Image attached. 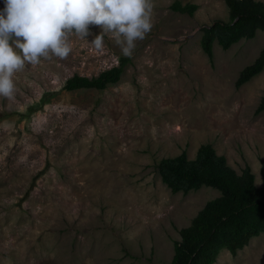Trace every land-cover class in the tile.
Returning <instances> with one entry per match:
<instances>
[{
	"label": "rangeland",
	"instance_id": "1",
	"mask_svg": "<svg viewBox=\"0 0 264 264\" xmlns=\"http://www.w3.org/2000/svg\"><path fill=\"white\" fill-rule=\"evenodd\" d=\"M177 3L198 9L175 12ZM154 4V27L117 85L63 89L126 57L110 34L97 49L102 27L90 25L86 39L70 36L66 59L26 65L14 98L0 96V264H171L180 231L220 192L173 194L158 165L183 151L194 160L204 144L264 183V113L255 116L264 71L235 86L264 49V32L228 51L215 43L211 63L202 29L230 21L225 0ZM216 264H264V234Z\"/></svg>",
	"mask_w": 264,
	"mask_h": 264
},
{
	"label": "trees",
	"instance_id": "2",
	"mask_svg": "<svg viewBox=\"0 0 264 264\" xmlns=\"http://www.w3.org/2000/svg\"><path fill=\"white\" fill-rule=\"evenodd\" d=\"M230 11V21H216L202 29L201 48L214 63V44L224 51L242 40H252L258 31L264 32V3L255 0H225ZM195 5H173L179 13L193 15ZM130 63L129 57L120 58V65L89 78L74 75L65 83L64 90L105 91L117 85ZM264 71V49L253 64L244 68L235 83L241 89ZM264 113V95L255 116ZM162 182L173 194L188 195L203 187L220 192L209 201L193 219L189 227L180 231L181 239L175 242L171 264H216L223 251L237 256L253 238L264 234V183L256 184L250 166L238 174L225 156L217 154L212 144L201 145L194 160L186 151L174 158L162 159L158 165Z\"/></svg>",
	"mask_w": 264,
	"mask_h": 264
},
{
	"label": "clouds",
	"instance_id": "3",
	"mask_svg": "<svg viewBox=\"0 0 264 264\" xmlns=\"http://www.w3.org/2000/svg\"><path fill=\"white\" fill-rule=\"evenodd\" d=\"M154 7V0H5L0 11V96L14 98V76L26 65L66 59L72 51L70 36L86 39L90 25L102 27L91 42L97 49L110 34L122 54L131 57L154 27Z\"/></svg>",
	"mask_w": 264,
	"mask_h": 264
}]
</instances>
